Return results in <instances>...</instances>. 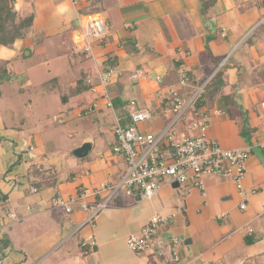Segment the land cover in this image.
<instances>
[{"label": "crops", "instance_id": "crops-1", "mask_svg": "<svg viewBox=\"0 0 264 264\" xmlns=\"http://www.w3.org/2000/svg\"><path fill=\"white\" fill-rule=\"evenodd\" d=\"M36 2L16 1V9L25 10L22 15L33 12L34 21L14 48L31 45L35 25L48 20L41 21L46 12L63 9L67 12L62 19H75L78 24L73 21L69 28L73 50L67 53L65 64L77 69L72 75L74 82L80 75L85 77L84 88L90 91L86 78L100 70L93 59L90 70L84 71L79 67L82 58L108 56L128 42L137 48L124 56L132 63L131 72L142 70L147 78L158 76V82L166 79L169 88L180 87L185 97L219 71V94L211 107L199 108L206 115L208 135L223 148H249L250 154L240 189L229 175L204 174L203 190L191 180L180 185V191L163 185L150 200L119 191L107 208L87 222L94 203L107 197L121 179L119 165L125 163L112 152L114 134L112 139L106 136L109 154L87 162V183L77 186L74 195H64L59 189L64 158L55 157L56 149L47 150L40 142L39 128L26 130L0 119L2 260L6 257L8 264H264V151L258 145L264 138L262 1L213 0L206 16L200 13V0H46L50 5H40L37 11ZM87 15L100 16L108 29L104 44L93 41L89 53L78 34ZM143 54L147 60L138 62L137 56ZM58 72H53L50 80L57 81ZM181 76L186 80L184 86L179 84ZM130 79L131 84H137ZM139 93L142 105L134 110H127V100L118 96L120 110L116 112L113 104L114 123L115 117L126 123L132 111L148 108L153 115L149 129L157 132L171 117L168 91L155 96L143 94L139 88ZM191 117L185 114L179 125L188 128ZM46 127L41 125L42 131ZM75 178L72 172L66 175L68 184ZM103 183L109 185L106 190L85 198L91 203L88 210L81 209L77 201L71 211L57 203V195L76 199L83 190L98 189ZM157 212L174 213L175 218L157 229L149 247L130 250L127 235L138 231ZM173 237L179 243H174ZM24 240V244L17 243Z\"/></svg>", "mask_w": 264, "mask_h": 264}, {"label": "rangeland", "instance_id": "rangeland-1", "mask_svg": "<svg viewBox=\"0 0 264 264\" xmlns=\"http://www.w3.org/2000/svg\"><path fill=\"white\" fill-rule=\"evenodd\" d=\"M45 1L37 0V5L33 4L36 7L35 10L37 11L40 5L48 7L50 3ZM24 11L20 10L17 15L25 14ZM66 12H63V9L46 12V16L41 18V21L48 19V22L35 25L37 32L31 45L26 47L23 45L19 50L14 47L0 49V119L26 130L32 126L39 128L37 136L40 142L45 144L47 150L56 149L58 153L55 157L64 158L63 170L60 173L63 177L60 179L59 189L64 195H74L77 186L87 183V162L95 156L109 154L110 144L106 136L113 138L114 115L112 109L104 105L105 98L100 88L93 93L74 82L72 75L77 74V69L65 64L67 53L73 50L69 28L73 21L75 26H78L75 19L65 21L62 19ZM70 17H72L71 14ZM134 46L135 44L125 43L118 52H112L104 57L94 54V58H90L86 55L79 66L84 71H88L92 60L96 59L99 70L103 71L108 67L105 62L112 61V67L119 69L122 74H115L108 82V93L111 98L119 96L127 100L124 105L127 110L141 107L139 88L143 90V94L150 92L155 96L165 94L169 88L166 79L158 82V76L156 78L138 77L135 80L137 84H131L130 74L134 71L129 70L132 63L125 61L124 56H130V51H136L137 48L135 49ZM25 49L30 50L31 54L27 55ZM145 53L149 56L153 55L150 50ZM145 57L144 54L142 57L138 55V62L146 61L147 57ZM1 67L5 69V72ZM144 69H147L146 64ZM56 70L61 72H58L57 81L50 80V76ZM187 77L191 78L189 75ZM92 79L93 83L97 84V75L92 76ZM112 83L114 85L110 90L109 85ZM94 103L96 108L89 111L88 108ZM115 109L116 112L120 110L116 106ZM41 125L47 127L42 131ZM137 126L140 130L148 131L150 122H139ZM87 135L93 137V147L87 156L79 158L74 155L73 150ZM119 169L121 172L118 174L122 177L126 170L125 164H120ZM68 172H72L76 177L72 184L67 183ZM180 187L182 186H178L176 190L180 191L182 189ZM109 205L108 202L103 209ZM24 242L25 240L17 243L24 244ZM3 262L8 264L9 261L3 257Z\"/></svg>", "mask_w": 264, "mask_h": 264}, {"label": "built area", "instance_id": "built-area-1", "mask_svg": "<svg viewBox=\"0 0 264 264\" xmlns=\"http://www.w3.org/2000/svg\"><path fill=\"white\" fill-rule=\"evenodd\" d=\"M78 34L83 42L85 52H91V43L100 40L108 34L107 23L98 15H87L80 23ZM122 72L114 67H107L97 72V84L93 83L91 76L86 78L92 92L99 88L104 99V105L113 109V102L109 96L107 85L112 77ZM147 78L148 74L142 70L134 71L131 78L135 81L138 77ZM185 77L181 76L179 84L185 85ZM203 85L197 86L193 92L185 97L180 92V87L168 89L171 117L167 124L157 132L149 129L140 130L139 122L151 121L153 115L148 108L132 111L128 115V122L122 123L120 117H115L113 134L115 137L112 152L121 157L126 170L120 181L111 189L110 194L94 203L87 222L107 206L115 192L137 195L140 200H150L163 185H172L177 182L186 185L193 180V185L204 189V174L229 175L236 183L237 188H242V179L245 172V163L249 157V148H223L208 135V122L206 115L196 106V101L203 90ZM96 108L94 103L88 110ZM264 111V101L261 103ZM191 114L188 128L179 125L185 114ZM259 147L264 151V138L259 142ZM167 151V154H163ZM109 187L103 183L95 190H83L76 199L64 200L61 195L56 196L58 204L64 205L71 211L72 203L77 201L80 208L88 210L91 204L85 198L88 195H97ZM241 208L245 204L241 203ZM14 216V214H11ZM174 213L157 212L141 226V228L127 235L126 245L132 251H140L150 246L157 229L163 224L171 222ZM174 243H179L173 237ZM0 264L3 260L0 257Z\"/></svg>", "mask_w": 264, "mask_h": 264}, {"label": "trees", "instance_id": "trees-1", "mask_svg": "<svg viewBox=\"0 0 264 264\" xmlns=\"http://www.w3.org/2000/svg\"><path fill=\"white\" fill-rule=\"evenodd\" d=\"M16 1L17 0H0V49L2 47H14L17 40L24 39L26 37L27 29L33 25V12L26 15H17L19 14V11L15 7ZM261 1L262 4H264V0ZM200 3V13L203 16H206L209 8L213 5V0H200ZM104 39L105 37L101 38L99 43L104 44ZM109 62L111 63L110 65ZM105 64L108 67H112L113 63L108 60ZM3 72H5V69ZM219 76L218 71L207 81V83H205L203 90L196 101L197 108H201L203 106L211 107L213 105L215 97L219 94V86L216 83ZM52 79L54 80L55 78ZM76 81L77 84H80L83 88L86 87L84 84L85 77H83V75H80V78ZM111 99L114 106L118 107V97H113ZM117 193L118 192H115L114 195Z\"/></svg>", "mask_w": 264, "mask_h": 264}, {"label": "water", "instance_id": "water-1", "mask_svg": "<svg viewBox=\"0 0 264 264\" xmlns=\"http://www.w3.org/2000/svg\"><path fill=\"white\" fill-rule=\"evenodd\" d=\"M1 69H2V67H1ZM242 122H243V127H246V115L244 116ZM92 146H93L92 138L91 137H86V138H84L81 141V143L79 145H77L74 148L73 153H74L75 156H77L79 158H83V157H85V156H87L89 154V152L92 149ZM178 186H179V184L177 182H173V184H172L173 188H177Z\"/></svg>", "mask_w": 264, "mask_h": 264}]
</instances>
